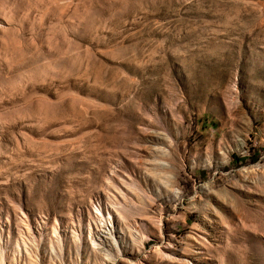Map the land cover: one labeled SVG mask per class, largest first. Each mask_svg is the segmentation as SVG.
<instances>
[{"label": "rangeland", "instance_id": "rangeland-1", "mask_svg": "<svg viewBox=\"0 0 264 264\" xmlns=\"http://www.w3.org/2000/svg\"><path fill=\"white\" fill-rule=\"evenodd\" d=\"M0 264H264V0H0Z\"/></svg>", "mask_w": 264, "mask_h": 264}]
</instances>
